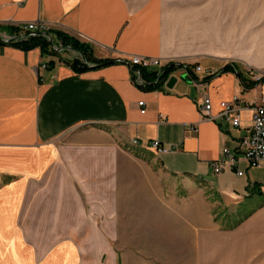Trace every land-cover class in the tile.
Instances as JSON below:
<instances>
[{
    "label": "crops",
    "instance_id": "crops-1",
    "mask_svg": "<svg viewBox=\"0 0 264 264\" xmlns=\"http://www.w3.org/2000/svg\"><path fill=\"white\" fill-rule=\"evenodd\" d=\"M28 21L84 35L98 55L174 66L159 85L147 75L139 83L127 62L77 71L52 56L44 66L40 48L0 41V264H88L90 254H112L114 223L121 240L150 231L175 239L167 264H264V166L242 160V175L213 168L225 148L237 149L264 96L250 74L264 71V0H0L8 35L6 24ZM175 64H190L191 74ZM205 95L213 120L201 113ZM235 97L239 126L221 116ZM155 139L173 151L159 154ZM129 145L156 153L168 174L203 179L239 201L262 199L219 227L205 210L177 211L183 205L159 191L133 195ZM130 247L126 255L145 253Z\"/></svg>",
    "mask_w": 264,
    "mask_h": 264
},
{
    "label": "rangeland",
    "instance_id": "rangeland-1",
    "mask_svg": "<svg viewBox=\"0 0 264 264\" xmlns=\"http://www.w3.org/2000/svg\"><path fill=\"white\" fill-rule=\"evenodd\" d=\"M30 22H37V21H28L22 25H17V24L16 25L6 24V25L7 26L13 25L19 28V32L14 31V34L10 35L11 37H18V36L27 37L28 34L30 36L42 35L52 42L51 46L48 47L50 53L45 54L46 58L48 59H46V61L43 63L44 66H48L50 65V62H53L52 59H50L52 56H55L57 59L61 61H68L71 63L76 60L86 62L85 58L80 52L76 51L71 47H66L64 43L58 40L57 35L51 32V29H55V28L51 27L49 24L45 22L40 21L37 23L45 24L47 26V29L30 31L26 29V24ZM0 27L6 28L5 25H0ZM0 32L5 33L6 31L0 29ZM47 33L51 34L52 40L50 39L49 36L46 35ZM76 37L80 39L82 42L90 43L94 46V43L86 36L78 35ZM94 52H95V56L98 58H103V57L111 58V56L103 55L104 52H102L101 55L100 54L98 55L95 47H94ZM116 60H118L119 62H127L130 64V62L125 59L124 60L116 59ZM131 67L133 68L135 74L136 71H139L140 74L142 75L140 69L138 68L134 69L132 65ZM185 72L186 74H191V71L189 72L185 71ZM211 72L209 74H211ZM258 73L261 72L250 69V74L252 78L255 74ZM213 74H215V71ZM255 82L262 83L264 82V79ZM125 149H126L125 151L128 152V156L130 157V159H128L125 165L123 164V166H126L127 169L126 176L127 179H129V181L131 182V184L129 185L130 191L132 190L135 191V192L132 191L131 194L135 195L136 193L138 194V196L144 197L146 192L151 191L152 194H155L154 192L159 191L160 193H163L165 197L168 196L175 197L177 201V205L186 206V207L178 206L177 211L183 209L187 210L188 208H192L193 211L205 210L208 215L209 222L215 226L231 227L236 225L241 219H243L246 216V214L250 211L252 206L256 202L262 199V194L257 193L256 196L250 199L239 201L237 199L229 197L228 195L222 194L221 192L215 190L208 181H205L203 179H199L197 177L189 176V175L168 174L162 168L158 155L153 151H151L150 149L140 148L137 147L136 145L134 146L129 145V147ZM257 172L264 175V169H259ZM212 176L213 175L211 174L210 177ZM6 181L7 179L3 178L1 183ZM180 214L183 215L182 212L181 213L177 212V217ZM97 226H101V224H96V227ZM113 227L116 228H114V232H113L114 236L110 240L113 248L112 254L109 252L98 256L90 254L86 257V261L88 264L91 263L119 264V257L124 258V259L122 258V264H134L136 261L141 262L143 264H147V263L167 264L170 261L171 256L167 253L168 252L167 247L174 246L175 239L168 237V235L160 238L159 237L152 238L151 237L152 232L150 231L148 233H145L146 237L144 239L121 240L119 224L114 223ZM136 244L140 246L141 247L140 250L145 253L140 254L141 253L140 252L137 255L135 254L126 255L125 252L128 251L130 253V249H131L130 245L135 246Z\"/></svg>",
    "mask_w": 264,
    "mask_h": 264
},
{
    "label": "built area",
    "instance_id": "built-area-1",
    "mask_svg": "<svg viewBox=\"0 0 264 264\" xmlns=\"http://www.w3.org/2000/svg\"><path fill=\"white\" fill-rule=\"evenodd\" d=\"M26 29L30 31L46 30L45 24L30 22L26 24ZM3 32V31H2ZM0 35L4 38L11 37L6 32ZM130 64L138 69H145L149 73L156 77V80H162L167 73V67L169 62H166L157 57H146V56H134L130 59ZM173 65V64H171ZM179 65L185 71H191L190 64H175ZM196 71L202 70L201 66H196ZM214 71L211 72L213 74ZM137 81L142 83L141 74L136 71ZM255 81H261L264 79V71L253 76ZM140 106L144 105L143 101L139 102ZM221 116H224L232 122L234 126L240 125V110H241V99L235 97L231 101H223ZM146 110L143 108L142 112ZM201 112L203 117L206 119H215L216 116L212 114V103L208 95L204 96L203 104L201 106ZM137 143V140L134 141ZM150 147L156 150L159 154L171 152L174 146L163 144L160 140L155 139L150 142ZM224 158L213 163V168L216 173H221L227 168L236 169L238 174L242 175L243 171L239 167V163L242 160L248 161L251 166L263 167L264 166V96L255 102L252 106V119L251 126L248 128L247 133L241 137L238 147L235 151L229 148L224 149Z\"/></svg>",
    "mask_w": 264,
    "mask_h": 264
},
{
    "label": "trees",
    "instance_id": "trees-1",
    "mask_svg": "<svg viewBox=\"0 0 264 264\" xmlns=\"http://www.w3.org/2000/svg\"><path fill=\"white\" fill-rule=\"evenodd\" d=\"M12 31L19 32V28L17 26H8ZM5 29V28H4ZM3 30V29H2ZM51 32L57 35V38L60 42L64 43L66 47H71L75 49L76 51L80 52L83 57L85 58L86 62L76 60L73 61L71 64L77 71H85L87 69H91V64H103V63H109V64H115L119 62L118 60H114L112 58H98L95 56L94 52V46L90 43L82 42L80 39H78L76 36H72L64 31H61L59 29H51ZM12 44H15L25 50H30L34 48H40L41 53L43 55L50 53L48 47L51 46L52 42L48 40L45 36L37 35V36H30L29 34L27 37H22L20 40L13 42ZM90 64V65H89ZM108 64V65H109ZM173 65H169L167 67V70L171 69ZM134 69H137V67H134ZM143 76H150V81H156L157 85L161 84V81H157L156 77L147 72L145 69H141ZM163 80V79H162Z\"/></svg>",
    "mask_w": 264,
    "mask_h": 264
},
{
    "label": "water",
    "instance_id": "water-1",
    "mask_svg": "<svg viewBox=\"0 0 264 264\" xmlns=\"http://www.w3.org/2000/svg\"><path fill=\"white\" fill-rule=\"evenodd\" d=\"M3 27H0V29L2 30ZM32 34V33H31ZM47 36L50 37V39L52 40V37H51V34L50 33H47L46 34ZM23 36H18V37H7V38H4L3 36L0 35V40L4 41V42H8V43H13V42H16L18 40H20ZM109 63H103V64H91L90 67L91 68H100V67H103V66H106L108 65ZM178 81V77L176 75H173L169 78L168 82H167V87L168 88H173L175 86V84L177 83Z\"/></svg>",
    "mask_w": 264,
    "mask_h": 264
}]
</instances>
